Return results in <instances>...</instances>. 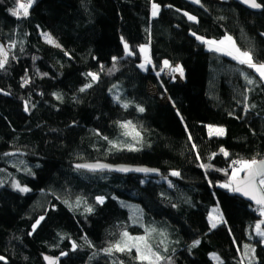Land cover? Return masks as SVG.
I'll list each match as a JSON object with an SVG mask.
<instances>
[{
  "label": "trees",
  "instance_id": "1",
  "mask_svg": "<svg viewBox=\"0 0 264 264\" xmlns=\"http://www.w3.org/2000/svg\"><path fill=\"white\" fill-rule=\"evenodd\" d=\"M18 2L0 0V44L10 51L0 69V264H45L44 255L58 264H140L135 249L113 258L103 251L125 231L149 236L153 250L169 258L160 264H264L255 231L264 215L221 186L232 180L234 162L264 160V82L196 37L230 35L264 62V7L253 12L229 0H35L29 15L18 18L10 11ZM153 4L160 6L157 17ZM44 33L60 47L45 43ZM143 45L151 51L146 71ZM165 60L182 65L184 83L166 78ZM246 75L256 83L249 85ZM128 121L139 143L123 135L131 131L120 127ZM209 125L225 135H210ZM92 161L146 166L162 176L74 168ZM17 182L30 191L13 187ZM77 199L86 204L75 207ZM214 206L224 222L211 228ZM163 227L174 236L168 244L160 239ZM245 245L255 249L251 261Z\"/></svg>",
  "mask_w": 264,
  "mask_h": 264
},
{
  "label": "snow or ice",
  "instance_id": "2",
  "mask_svg": "<svg viewBox=\"0 0 264 264\" xmlns=\"http://www.w3.org/2000/svg\"><path fill=\"white\" fill-rule=\"evenodd\" d=\"M195 3H200L201 0H194ZM244 4H247L249 7L254 9H259L262 6L260 3L257 2V0H242ZM35 3V0H27L26 3L24 2H18L17 7L15 9H11V14L16 17H27L29 15V10L32 8L33 4ZM159 5L153 4L152 5V15L156 16L159 12ZM185 15H188L185 13ZM188 19L191 21H196V17L192 15H188ZM192 35H196L195 33H192ZM45 38L47 39V42L50 44H55L56 47H60L59 44H56L54 39L50 36V34L44 33ZM197 39L201 40L202 43H206L209 46H215V51H223L226 55L231 56L233 59L237 60L240 65H246L247 68L254 70L255 73L259 75V78L262 82H264V62H258L253 55V52L251 50L248 51H242L239 47H237L235 41L231 36H225L224 39L220 41L215 40H205L203 37H197ZM124 48L126 50V53L128 55H132L133 53L129 49V45L127 43L124 44ZM140 51L142 53H145V63L141 64V68H146L147 64L151 63L150 57L147 55L148 49L146 46H142L140 48ZM114 60L116 58H113ZM8 63V53L5 51L3 46H0V69H3L5 65ZM164 68H170L173 72H178L181 75H183V68L180 66L172 67L170 63L165 60L163 62ZM163 70V69H162ZM111 71V70H109ZM89 77L93 81H96L99 79L98 74L96 73H87ZM245 80L249 85H252L256 83L255 79L249 78L247 75L245 76ZM27 82V81H26ZM91 84H87L85 87H91ZM81 91H84L82 88ZM57 99H60L59 96H57ZM119 99V97H117ZM125 107L128 105L125 104ZM25 110L27 111V105L25 106ZM140 112H143L144 109L141 107L138 109ZM123 129H131V131H125L123 135L125 136H131L134 141L139 143V140L141 138L140 132L136 130L135 125H132L131 121H128L124 124L120 125ZM210 134L216 135V136H223L226 133V130L222 127H213L209 126ZM105 139H107L105 137ZM130 150H138L134 146H130ZM221 152L224 153L225 156L228 155V153L222 148ZM239 167L234 169L232 173V182H234L235 186L233 187V183L224 184L221 185L222 187L231 188L233 191L236 192H243L244 195L249 196L251 199H253L257 205H261L262 207L259 209L261 215H264V160H256L253 158L252 160H242L238 162ZM106 165L102 164H83V165H77V168H87L91 171H95L97 169H104L106 168ZM201 167H205L204 165H201ZM130 169H124L121 168L119 171H129ZM30 172L31 170L28 169ZM136 171H149L148 169H136ZM244 172L246 173L245 177L241 180L238 178V173ZM172 175L179 176L180 174L178 172H173ZM16 189H18L21 192H28L30 191L27 187H21V185L17 182L13 185ZM97 203L103 204L104 203V197H97L96 198ZM85 203V201H81L80 199H77L75 207H79L81 203ZM65 204L69 206V208H72L73 205L70 204L68 201H64ZM84 211L86 213H92L93 208L91 206H86ZM44 217H40L39 220L35 225H33V229H35L40 220H43ZM214 220L216 218H213ZM264 224V220L260 221V223L256 224L255 231L256 234L261 237V242L264 243V229L261 228V225ZM217 224L215 222L212 223V227L215 228ZM149 233L155 232L156 229H148ZM90 243V242H89ZM200 242L194 241L193 247L197 246ZM77 245L75 242H73V249ZM245 252L244 255L251 259L254 257L255 249L252 248L250 245H245ZM135 249L137 255L135 259L140 261V264H160L161 261L168 260V257H165L161 255L158 251H154L152 248V245L149 243V236L142 235V236H131L127 231L123 232L121 234V239L116 242L115 244L110 245L108 248H105L103 251L108 254L112 255L114 252H120V253H131L132 250ZM251 253V255H250ZM61 255H67V253H61ZM5 260L3 256H0V261ZM45 260L49 261V264H58V258L53 259L50 257H45ZM122 264V262H121Z\"/></svg>",
  "mask_w": 264,
  "mask_h": 264
},
{
  "label": "rangeland",
  "instance_id": "3",
  "mask_svg": "<svg viewBox=\"0 0 264 264\" xmlns=\"http://www.w3.org/2000/svg\"><path fill=\"white\" fill-rule=\"evenodd\" d=\"M216 1H218V2H224V1H227V0H216ZM159 13H160V7H159V12H158V15H159ZM158 15H156V16H153V17H157ZM188 15H190V14H188ZM187 15V16H188ZM51 36V35H50ZM227 36H230V35H227ZM52 37V36H51ZM196 37H201V36H196ZM41 38H42V40L45 42V43H47V44H49V45H52V46H55V44H50V43H48L47 42V39L45 38V36H44V34H42L41 35ZM53 38V37H52ZM204 38V37H203ZM54 39V38H53ZM205 40H213V39H207V38H204ZM222 39H224V38H222ZM222 39H220V40H222ZM199 40V39H198ZM220 40H215V41H220ZM233 40H234V38H233ZM54 41L56 42V40L54 39ZM200 42H201V40H199ZM235 41V40H234ZM202 43V42H201ZM236 43V42H235ZM56 44H58L57 42H56ZM125 44V43H124ZM204 45H205V47H206V49L207 50H209V51H211V52H215V53H218V54H221V55H226L223 51H215L214 50V48H215V46H209L208 44H206V43H203ZM237 45V44H236ZM0 46H3L4 47V49H5V51L8 53V56H9V48L6 46V45H2V44H0ZM143 46H146L147 47V49H148V53H147V55L150 57V59H151V51H150V47H149V45H143ZM56 47V46H55ZM142 47V46H141ZM140 47V48H141ZM238 47V46H237ZM125 49V48H124ZM125 52H126V50H125ZM140 53H141V55H142V64L143 63H145V60H144V57H145V53H142L141 51H140ZM127 54V53H126ZM226 56H228V55H226ZM229 57H231V56H229ZM232 58V57H231ZM233 59V58H232ZM235 60V59H234ZM235 61H237V60H235ZM169 62V61H168ZM170 63V65L174 68V67H176V66H180V67H182V65L181 64H176V65H174V64H172L171 62H169ZM152 65V63H150V64H147L146 65V68H141L143 71H146V70H148V67H150ZM183 68V67H182ZM163 69H167V68H164L163 67ZM174 73V76H173V81L174 82H184V80H185V75H184V70H183V75H181L180 73H178V72H173ZM149 92L151 93V94H155V89L152 87V86H149ZM209 126H213V125H209ZM209 126H208V132H209V134H210V131H209ZM213 127H219V126H213ZM223 128V127H222ZM210 135H212V134H210ZM213 136H216V135H213ZM224 136V135H223ZM223 136H220V137H223ZM239 167V166H238ZM238 167H235V168H233V171H234V169H236V168H238ZM243 172H240V173H238V178H240V175L242 174ZM230 183H232V181L230 182ZM227 184H229V183H227ZM222 185H224V184H222ZM21 187H23V186H21ZM213 218H216L215 220L213 219ZM213 222H215L216 224H217V226H219L220 224H222L223 222H224V218H223V215H222V213H221V210H220V208H219V206H214V207H212L211 208V211H210V214H209V225H210V227L211 228H213L212 227V223ZM260 223V222H259ZM216 226V227H217ZM261 228H262V225H261ZM158 229H160V230H163V231H161L162 233H163V235H161V234H159L160 235V239L162 240V242L163 243H165V244H168L169 242H171V241H173V239H174V236H173V234H172V230H170L169 228H165V227H163V228H158ZM262 229H264V228H262ZM262 239V238H261ZM263 245H264V243H263ZM115 252L112 254V258L115 256ZM212 257H213V260L216 262V263H218L219 262V257H218V255H216V254H213L212 255ZM114 260H116L115 258H114ZM117 264H119V263H117Z\"/></svg>",
  "mask_w": 264,
  "mask_h": 264
},
{
  "label": "water",
  "instance_id": "4",
  "mask_svg": "<svg viewBox=\"0 0 264 264\" xmlns=\"http://www.w3.org/2000/svg\"><path fill=\"white\" fill-rule=\"evenodd\" d=\"M189 1L191 3H195L194 0H186ZM230 2H234V3H238L240 5H242L243 7L247 8L250 11L253 12H257L259 11L261 8L259 9H254L249 7L247 4H244L242 2V0H229ZM258 2V0H257ZM83 164H102V165H106L107 167L104 169H97L95 171H91L87 168H77V165H83ZM74 168L77 170H83V171H87L93 174H99V173H105V172H111L113 174H117V175H124V176H129V175H138L141 177H148V178H160L162 175L160 173V171L158 169H154V168H149L146 166H131V165H112V164H108L105 162H101V161H92V162H84V163H75L74 164ZM124 168V169H130L129 171H119V169ZM136 169H148L149 171H136ZM246 173L243 174V176L239 179H243L245 177ZM232 181V180H231ZM230 181V182H231ZM233 183V187L235 186L234 182ZM234 194L241 198L242 200H244L245 202L251 204L252 206L261 208V205H257L256 202L251 199L249 196H246L243 194V192H236L234 191ZM264 228V227H263ZM45 257H50V256H46L44 255V262L45 264H49L48 260H45ZM52 258V257H50ZM53 259H57V258H53Z\"/></svg>",
  "mask_w": 264,
  "mask_h": 264
},
{
  "label": "built area",
  "instance_id": "5",
  "mask_svg": "<svg viewBox=\"0 0 264 264\" xmlns=\"http://www.w3.org/2000/svg\"><path fill=\"white\" fill-rule=\"evenodd\" d=\"M20 2H24V3H26L27 0H20ZM165 75H166V78H167V79H172V77H173V71H171V69L168 68V69H166V71H165ZM238 165H239L238 163H234V164H233V168L237 167Z\"/></svg>",
  "mask_w": 264,
  "mask_h": 264
},
{
  "label": "bare ground",
  "instance_id": "6",
  "mask_svg": "<svg viewBox=\"0 0 264 264\" xmlns=\"http://www.w3.org/2000/svg\"><path fill=\"white\" fill-rule=\"evenodd\" d=\"M116 165H125V164H116ZM83 171V170H82ZM87 172V171H86ZM90 173V172H89ZM111 173V172H110Z\"/></svg>",
  "mask_w": 264,
  "mask_h": 264
},
{
  "label": "clouds",
  "instance_id": "7",
  "mask_svg": "<svg viewBox=\"0 0 264 264\" xmlns=\"http://www.w3.org/2000/svg\"><path fill=\"white\" fill-rule=\"evenodd\" d=\"M168 69V68H167ZM173 76H174V73H173ZM173 78V77H172Z\"/></svg>",
  "mask_w": 264,
  "mask_h": 264
},
{
  "label": "crops",
  "instance_id": "8",
  "mask_svg": "<svg viewBox=\"0 0 264 264\" xmlns=\"http://www.w3.org/2000/svg\"><path fill=\"white\" fill-rule=\"evenodd\" d=\"M238 62V61H237ZM185 81V80H184ZM181 83H184V82H181Z\"/></svg>",
  "mask_w": 264,
  "mask_h": 264
}]
</instances>
